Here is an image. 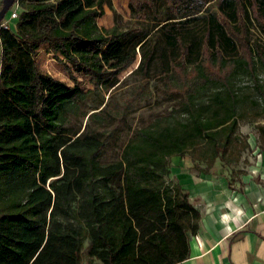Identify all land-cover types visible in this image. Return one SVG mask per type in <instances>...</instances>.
Masks as SVG:
<instances>
[{
	"label": "trees",
	"instance_id": "trees-1",
	"mask_svg": "<svg viewBox=\"0 0 264 264\" xmlns=\"http://www.w3.org/2000/svg\"><path fill=\"white\" fill-rule=\"evenodd\" d=\"M103 1L14 0L13 30L0 28V264H178L200 214L169 156L233 166L249 149L239 123L264 115V0H127L124 27L96 23ZM3 31L31 58L44 46L75 84L33 60L21 75ZM154 78L174 103L103 159L109 126L151 98Z\"/></svg>",
	"mask_w": 264,
	"mask_h": 264
},
{
	"label": "crops",
	"instance_id": "crops-1",
	"mask_svg": "<svg viewBox=\"0 0 264 264\" xmlns=\"http://www.w3.org/2000/svg\"><path fill=\"white\" fill-rule=\"evenodd\" d=\"M248 144L235 165L214 160L207 172L196 171L187 156H169V177L200 214L178 264H264V143L252 137ZM231 167L240 172L230 174Z\"/></svg>",
	"mask_w": 264,
	"mask_h": 264
},
{
	"label": "rangeland",
	"instance_id": "rangeland-1",
	"mask_svg": "<svg viewBox=\"0 0 264 264\" xmlns=\"http://www.w3.org/2000/svg\"><path fill=\"white\" fill-rule=\"evenodd\" d=\"M126 2L127 0H104L102 3V13L96 18V23L99 26L106 27L112 23H116L120 27L132 23L133 19L129 15ZM1 35L17 55L21 75L24 74L25 70L29 67V63L33 60L38 69L52 80L62 82V84L67 87L75 84V81L68 77L64 65L59 60L54 59L44 46H39L31 58L28 53L24 52L21 46L16 45L15 39L10 35L9 31H3ZM260 36L261 34L258 30L251 28V37L253 39L259 38ZM135 63L136 60L123 72V74H121V77L125 75ZM74 75L79 81L78 84L80 87H90L85 76L76 73H74ZM133 79L134 77L124 79L112 90L117 100L122 101L127 96L129 84ZM151 83L153 86L155 85L151 98L148 101L135 103L124 118L118 122L111 123L109 126L115 125L117 128L109 139V143L103 154V159L113 157L118 153L120 145L132 129L146 123L154 116L167 111L170 105L174 103V100L162 93L160 89H155V87H159L160 85L155 78L151 79ZM255 122L264 123V115L258 117L255 121H242L239 123V130L247 134V141L249 140L252 142V137L256 136V129L254 127ZM91 264L99 263L93 261Z\"/></svg>",
	"mask_w": 264,
	"mask_h": 264
},
{
	"label": "built area",
	"instance_id": "built-area-1",
	"mask_svg": "<svg viewBox=\"0 0 264 264\" xmlns=\"http://www.w3.org/2000/svg\"><path fill=\"white\" fill-rule=\"evenodd\" d=\"M16 16V4L14 3V7H12L9 11L8 17L2 18L0 20V28H6L9 26V20Z\"/></svg>",
	"mask_w": 264,
	"mask_h": 264
},
{
	"label": "water",
	"instance_id": "water-1",
	"mask_svg": "<svg viewBox=\"0 0 264 264\" xmlns=\"http://www.w3.org/2000/svg\"><path fill=\"white\" fill-rule=\"evenodd\" d=\"M13 2L14 0H0V20L3 18L4 13Z\"/></svg>",
	"mask_w": 264,
	"mask_h": 264
}]
</instances>
